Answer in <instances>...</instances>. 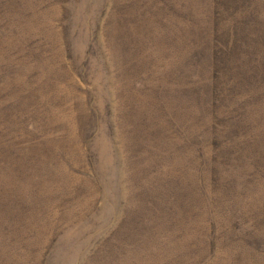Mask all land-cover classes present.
<instances>
[{"label": "rangeland", "instance_id": "374dc122", "mask_svg": "<svg viewBox=\"0 0 264 264\" xmlns=\"http://www.w3.org/2000/svg\"><path fill=\"white\" fill-rule=\"evenodd\" d=\"M0 264H264V0H0Z\"/></svg>", "mask_w": 264, "mask_h": 264}]
</instances>
